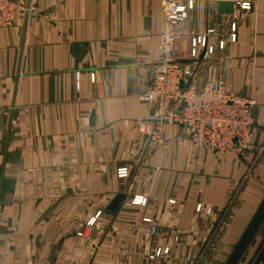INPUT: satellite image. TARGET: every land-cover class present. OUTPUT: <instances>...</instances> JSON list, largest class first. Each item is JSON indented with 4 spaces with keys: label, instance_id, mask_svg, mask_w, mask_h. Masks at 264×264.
I'll list each match as a JSON object with an SVG mask.
<instances>
[{
    "label": "crops",
    "instance_id": "crops-1",
    "mask_svg": "<svg viewBox=\"0 0 264 264\" xmlns=\"http://www.w3.org/2000/svg\"><path fill=\"white\" fill-rule=\"evenodd\" d=\"M191 1L174 57L194 88L222 77L254 96L253 150L196 149L139 99L160 61L161 0H39L37 17L0 28V264H224L264 196V0ZM207 29L214 53L191 57ZM238 264H264V221Z\"/></svg>",
    "mask_w": 264,
    "mask_h": 264
},
{
    "label": "built area",
    "instance_id": "built-area-1",
    "mask_svg": "<svg viewBox=\"0 0 264 264\" xmlns=\"http://www.w3.org/2000/svg\"><path fill=\"white\" fill-rule=\"evenodd\" d=\"M38 0H30L22 5L12 0H0V28L11 24L24 23L34 17L37 12ZM252 0H238L240 11L250 8ZM193 1L179 3L177 0H161L163 11V29L159 37L158 50L160 61L155 65L149 86L139 93V99L155 106L154 117L157 122L181 124L188 133L192 146L196 149H210L216 152L237 150L246 152L254 149V96L238 94L229 88L222 77L207 80L197 89L192 85L181 88L180 82L193 76V66L182 64L174 57V44L181 32L177 26L188 16L193 8ZM233 15L230 26V41H235V20ZM214 33L207 29L203 35L191 38L190 56L196 57L202 51L204 58L214 53V47L208 45V37ZM224 47L223 41L218 44ZM94 81V76H91ZM181 102L185 105L179 109ZM150 137L157 134L156 128L146 130ZM129 174L126 166L116 170L119 178ZM146 198L136 196L132 204H145ZM200 209V204L196 210ZM99 212L97 213V215ZM151 235L155 234L156 226L150 219ZM91 222V221H90ZM169 253V247H157L148 254L149 262H160ZM27 264H30L28 262Z\"/></svg>",
    "mask_w": 264,
    "mask_h": 264
},
{
    "label": "water",
    "instance_id": "water-1",
    "mask_svg": "<svg viewBox=\"0 0 264 264\" xmlns=\"http://www.w3.org/2000/svg\"><path fill=\"white\" fill-rule=\"evenodd\" d=\"M221 7L225 10V13H230V3H221ZM202 56V53H201ZM192 84V77L188 76L186 81L180 82L181 88H187ZM185 105L184 102H181L179 109H181ZM150 140L147 141V145L149 144ZM125 194L122 192L117 193L112 200L106 206V212L110 215L115 214L120 205L124 200ZM264 221V196L260 201L259 205L257 206L254 214L252 215L251 219L249 220L247 226L245 227L244 231L240 235L239 239L235 243L233 249L231 250L230 254L228 255L224 264H238L239 260L241 259L242 255L244 254L245 250L247 249L248 245L250 244L251 240L253 239L254 235L258 231V228Z\"/></svg>",
    "mask_w": 264,
    "mask_h": 264
},
{
    "label": "rangeland",
    "instance_id": "rangeland-1",
    "mask_svg": "<svg viewBox=\"0 0 264 264\" xmlns=\"http://www.w3.org/2000/svg\"><path fill=\"white\" fill-rule=\"evenodd\" d=\"M12 1H14V2H16V3H19V4H22V5H25V4H27L30 0H27L26 1V3H20V2H18V1H16V0H12ZM36 8H37V12H36V14L34 15V17H31V18H29V19H32V18H35V17H37L38 16V14L40 13V7H39V0L37 1V5L35 6ZM25 23V22H24ZM18 24H23V23H18ZM14 25H16V24H11V25H8V26H5V27H10V26H14ZM136 197V196H135ZM133 199V198H132ZM132 199H131V201H132ZM155 225V224H154ZM156 226V225H155ZM149 232H151V226H150V224H149ZM156 232H157V226H156ZM155 232V233H156ZM151 234V233H150ZM165 247V246H164Z\"/></svg>",
    "mask_w": 264,
    "mask_h": 264
}]
</instances>
